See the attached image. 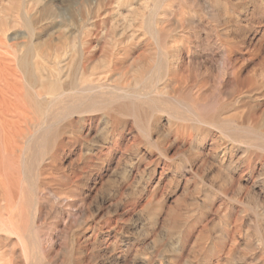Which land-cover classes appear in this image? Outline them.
<instances>
[{
    "label": "bare ground",
    "instance_id": "obj_1",
    "mask_svg": "<svg viewBox=\"0 0 264 264\" xmlns=\"http://www.w3.org/2000/svg\"><path fill=\"white\" fill-rule=\"evenodd\" d=\"M70 1L0 0V264H264V0Z\"/></svg>",
    "mask_w": 264,
    "mask_h": 264
},
{
    "label": "rangeland",
    "instance_id": "obj_2",
    "mask_svg": "<svg viewBox=\"0 0 264 264\" xmlns=\"http://www.w3.org/2000/svg\"><path fill=\"white\" fill-rule=\"evenodd\" d=\"M88 1H89V3H92V2H94L95 0H88ZM70 2H71V6L73 5V8H74V7L76 8V5L74 4V3H75V0H71ZM73 8H72V9H73ZM72 9H71V10H72ZM71 10H70V11H71ZM70 11L67 10V12H70Z\"/></svg>",
    "mask_w": 264,
    "mask_h": 264
}]
</instances>
